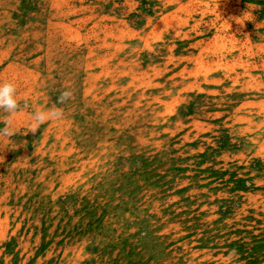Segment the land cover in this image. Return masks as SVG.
I'll return each instance as SVG.
<instances>
[{
    "label": "rangeland",
    "instance_id": "1",
    "mask_svg": "<svg viewBox=\"0 0 264 264\" xmlns=\"http://www.w3.org/2000/svg\"><path fill=\"white\" fill-rule=\"evenodd\" d=\"M8 81L0 264H264V0H0Z\"/></svg>",
    "mask_w": 264,
    "mask_h": 264
},
{
    "label": "clouds",
    "instance_id": "2",
    "mask_svg": "<svg viewBox=\"0 0 264 264\" xmlns=\"http://www.w3.org/2000/svg\"><path fill=\"white\" fill-rule=\"evenodd\" d=\"M73 97V92L70 89L62 91L58 97L59 104H65ZM28 105L24 104L23 108ZM0 110L5 114L3 118L4 127L0 128V138H10L16 134L15 128L12 125V117L22 110V106L17 97V86L14 82L0 83ZM64 111L61 107L52 108H36L32 112L31 132H36L40 125L49 121H58L63 119ZM236 250L233 249L229 253V258L236 256Z\"/></svg>",
    "mask_w": 264,
    "mask_h": 264
}]
</instances>
